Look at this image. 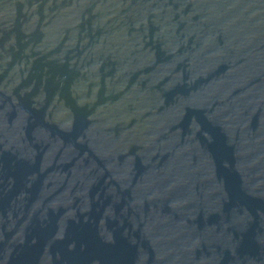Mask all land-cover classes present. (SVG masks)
I'll use <instances>...</instances> for the list:
<instances>
[{
	"label": "water",
	"instance_id": "water-1",
	"mask_svg": "<svg viewBox=\"0 0 264 264\" xmlns=\"http://www.w3.org/2000/svg\"><path fill=\"white\" fill-rule=\"evenodd\" d=\"M0 264H264V0H0Z\"/></svg>",
	"mask_w": 264,
	"mask_h": 264
}]
</instances>
